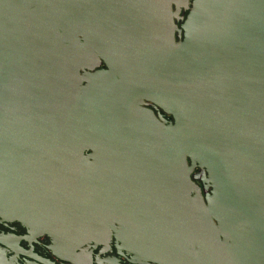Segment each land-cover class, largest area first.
Returning a JSON list of instances; mask_svg holds the SVG:
<instances>
[{
    "label": "water",
    "instance_id": "water-1",
    "mask_svg": "<svg viewBox=\"0 0 264 264\" xmlns=\"http://www.w3.org/2000/svg\"><path fill=\"white\" fill-rule=\"evenodd\" d=\"M0 218L75 263L264 264V0H0Z\"/></svg>",
    "mask_w": 264,
    "mask_h": 264
},
{
    "label": "flooded vegetation",
    "instance_id": "flooded-vegetation-1",
    "mask_svg": "<svg viewBox=\"0 0 264 264\" xmlns=\"http://www.w3.org/2000/svg\"><path fill=\"white\" fill-rule=\"evenodd\" d=\"M100 68H106L103 60L96 67ZM143 106L152 109L161 120L171 119V115L151 101H145ZM200 172L199 169L194 171L198 174ZM197 182L201 184L199 179ZM82 250L81 258L76 263L63 259L54 253L47 235L36 236L20 222L0 218V264H157L153 261L134 260L131 254L118 250L113 241L108 247L90 244Z\"/></svg>",
    "mask_w": 264,
    "mask_h": 264
}]
</instances>
